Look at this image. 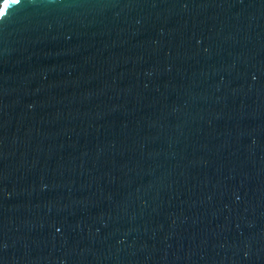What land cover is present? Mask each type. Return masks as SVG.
I'll list each match as a JSON object with an SVG mask.
<instances>
[{"label": "water", "instance_id": "1", "mask_svg": "<svg viewBox=\"0 0 264 264\" xmlns=\"http://www.w3.org/2000/svg\"><path fill=\"white\" fill-rule=\"evenodd\" d=\"M0 264H264V0L10 5Z\"/></svg>", "mask_w": 264, "mask_h": 264}, {"label": "snow or ice", "instance_id": "2", "mask_svg": "<svg viewBox=\"0 0 264 264\" xmlns=\"http://www.w3.org/2000/svg\"><path fill=\"white\" fill-rule=\"evenodd\" d=\"M3 3H4V0H3L2 3H0V5H2ZM21 3H22V0H15L14 3H9V4H7V5H4V8H3V15L0 16V21H3V20L6 18V16H7V11H8V9H9L10 5H19V4H21Z\"/></svg>", "mask_w": 264, "mask_h": 264}]
</instances>
